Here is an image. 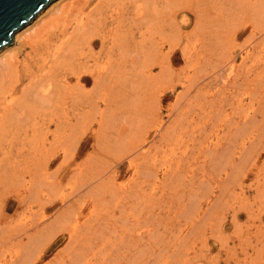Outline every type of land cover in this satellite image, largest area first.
<instances>
[{
	"label": "bare ground",
	"instance_id": "obj_1",
	"mask_svg": "<svg viewBox=\"0 0 264 264\" xmlns=\"http://www.w3.org/2000/svg\"><path fill=\"white\" fill-rule=\"evenodd\" d=\"M249 1L247 0V2H249ZM254 1H256V0H253V3H254ZM233 2H235V1L233 0ZM256 3H261L259 5L264 6V0H258V2H256ZM240 5L242 6V4H240ZM244 5H246V4H244ZM250 5H251V3L249 4V6ZM255 5L256 4L254 3L253 6H255ZM225 7H226L225 0H50L45 6H43L36 13V15L31 20H29L20 29H18L17 31H15L12 34V39L10 40V42L7 43L6 45H4L0 49V203L3 202V199H4L3 197H7V196L11 197V196L16 195L19 192V190H18L19 187H22L21 190H24V192H26V191H27V193L29 192L31 196H32V194L34 195L36 193V196H34L35 198L39 195L40 191L47 189V188L50 190L52 189V192H53L54 188H55L54 189L55 192L63 189L62 190L63 192L62 193H60L61 191L59 192L60 197L58 200H54V198H53L54 196H52L53 200H52V198L50 199L48 197L49 201L46 200L47 201L46 204L43 203V205L45 207H47L48 210H50V211L55 210L54 215H56V216L54 217L53 221H51L50 223L47 222L45 224H43L42 222L36 223L33 226L30 223L29 226H32V229H37L40 232H36V233L32 232L34 234V235H32V233L29 232L30 229H28L29 228L28 225H27L28 226L27 228H25V225H20V227H19L18 226L19 223H16L17 221L15 222L17 227H16V225H13V226H15L16 231H13L12 233L15 232V235L17 234L16 237L21 239L20 245H22V240H23V242H25L26 240L24 241V238H27V242H25L26 245L24 244L25 248H23L24 246H22V248L20 249L21 251H22V249H25V250L22 253L21 252L19 253V250H18V252L17 253L15 252V255L13 254V256H11L9 259H5L2 262L0 260V264H38L40 261L43 260L45 252L50 247L52 242L56 240L57 234L62 233V232L69 234L70 245L68 248L65 246L67 249H66V251L64 249L65 252L63 255H61V253H59L55 256V259L57 261H59L58 264H128L126 262L127 258H129V260H131L132 263L136 262L133 264H138L137 262L142 263V264H149V261H147V258L149 259V257L153 256V255L158 256L160 251L165 253L164 254L161 252L164 256H166V257L169 256V258H170V253L173 254L175 251L174 249L176 248V247L173 248V246L176 245L175 241L180 239L179 238L180 235H177V234H176V236L174 235V233H176L175 232V225L172 224V222L169 225L167 223V220H162V224H163V221L165 222V224H163L164 228L162 230L160 229L161 221L159 219L154 221L153 220L154 217L151 219V215H154L155 209L150 210V214L147 215L146 217H144L143 220H141L142 221L141 223H140V221H138L140 219H137L133 223V221L130 222L131 219L129 221L127 218L126 219L122 218L123 223L120 224L119 223L120 218L117 219L118 218L117 217L116 218L117 220H116L115 215L111 214V212H113L115 209L111 211V209H112V207L110 205L111 200L108 198L107 199L108 201H107L106 197H105V194L107 192L106 193L103 192L104 194L99 192L100 194H98L97 189L95 192V188H94L95 186H92L90 188V191H89L90 194H89V192L87 193L89 196L88 199L85 198L86 194L85 195L82 194L78 197H75V199L71 198L69 196L71 194H67L68 191L65 189V186H63L61 184L64 177H59L58 174L64 165L70 164L68 161L70 160V158H72V157L74 158V156H73L74 153L83 154L86 150L88 151V149L90 147L94 148L92 150L93 153H95V152L97 153L98 151L102 150L103 148L104 149L108 148V150L110 149L109 147H106V146L103 147V143H105L104 139L106 137L104 138L102 136L103 132L101 130L102 129L101 127H102L103 123L110 124V122H111V124H112L113 120H115L113 118V114H112L113 113L112 107L115 104V102H117V101L119 102L120 100H117V98L115 97L116 95L114 93H116V94H117V92L127 93L126 92V76L127 75L129 76L131 74V73L128 74L129 71H139V72H144V73H147V72L151 73L157 67H161V71H160L161 73L158 76L159 77L161 76L160 77L161 80H162L163 74L166 76L165 78L167 79V82L165 81L164 84H166V85L163 86V88L166 90L175 88V85L173 84L174 78L178 79V78L184 77V79L189 80V78H191L190 69L193 68L192 65L195 63L193 61V59L197 58L196 61L197 60L200 61V59H198L200 56L198 57L197 55L193 54V52H192L193 50L190 51V50H188V46H185L183 48V54H184V56H185L184 58L186 60L181 62V65H180L181 70L176 72L173 68V65H174V63L177 64L179 62V60L177 59L178 55L176 53L177 49H178V44L184 40L189 41L190 38L192 37L191 33H192V30L194 28L197 29L198 27H200V29H201V27H203L205 30L206 26L210 25V24L206 25L208 22V19H209L210 11H215V12H219L220 10L223 11L225 9ZM256 8L257 7L253 8V9H255V11L257 12V9L259 7L257 9ZM260 8L264 9V7H261V6H260ZM210 18H211V16H210ZM212 18L214 19V16ZM215 24H217V23H215ZM220 25H218V26H220ZM239 26L240 25H236V26L234 25L233 26L234 29H232L231 31H229V29H228L227 35L230 36V34L232 33V36H234V38L236 40V38L242 34L241 30H244L243 29L244 27L239 28ZM254 26H256V25H254ZM236 27H238V28H236ZM208 28H209V26H208ZM214 28L216 29L217 27H214ZM210 30L213 31L212 29H210ZM219 30H221V29H219ZM214 32H212V33H214ZM217 33L216 34L214 33V34L218 36ZM221 33H223V32H221ZM205 36L206 35H204L203 37H205ZM224 37H221V38H224ZM214 38H216V37H214ZM213 40H215V39H213ZM204 41H203V43H204ZM214 42H216V40ZM222 42H224V40ZM15 43H18L17 49L14 48V50H10V52L8 53L7 51L10 49V45H13ZM212 43H213V41L211 40V44ZM204 44H202V45H204ZM207 44H210V43L208 42ZM217 44H219V43L217 42ZM217 44H216V49H218ZM234 45H236V44H234ZM208 46H210V45H208ZM194 48H196V47H194ZM202 48L204 49L203 46H202ZM230 48H231V45H230L229 49ZM236 48H235V50H236ZM26 49H28L27 52H26ZM198 49H201V46ZM206 49H207V47H206ZM208 49H210V48H208ZM216 49H214V50H216ZM210 50L213 51L212 48ZM194 51H196V49ZM219 51L221 52V50H219ZM6 52H7V54H6ZM21 52L22 53L26 52V54L24 55V57L22 59H20ZM218 52H216V53L219 54ZM211 53H213V52H211ZM233 53H231V54H233ZM243 53H244V51H243ZM200 54L202 55V52ZM236 54L237 53H235V55ZM213 56L215 58L219 57V56L216 57L215 55H213ZM232 56H234V54ZM203 59L205 60V58H203ZM245 59H247V58H245ZM207 60H206V62H207ZM192 61H193V64L190 63ZM208 61H210V60H208ZM213 61H215V60H212L210 62H213ZM259 61H261V60H259ZM197 63H198V61H197ZM215 63H213V64H215ZM220 63H221V61H220ZM200 65H201V63H200ZM215 65H214V67H215ZM225 65L226 64H224V66ZM210 66H212V65H210ZM216 66H217V68H219L218 71H222L225 68V67L222 68V65L219 67H218V65H216ZM214 67H212V68L214 69ZM195 68H196V66H195ZM199 68H201V67H199ZM199 68H196V69H199ZM203 68L204 67H202V69ZM206 69H203V70H205V71H203V74H204V72H206L205 74H207ZM233 69H234V66L232 65V63H229L226 70H224V72H223L224 74L228 73V76L225 77L228 80V82L230 80V75L232 74ZM127 70H128V72H126ZM246 72H248V71H246ZM229 73H231V74H229ZM213 74H214V72H213ZM240 74H239V77H240ZM216 75H217V73H216ZM218 75H220V74H218ZM149 76H151V75H149ZM158 76L156 75V77H153L152 79H156V81H157ZM185 76H186V78H185ZM207 76H208V74H207ZM251 76L249 78H251ZM202 77H204V76H202ZM194 78H193V80H194ZM135 79H136V77H135ZM152 79H151V81H152ZM202 79L205 80V78H202ZM215 79L217 80V77H215ZM252 79H254L253 76H252ZM190 80H189L190 85L188 86V89L186 90L187 94H191L190 92L192 90V87H193L194 83L197 81V79L195 78L196 81L195 82L191 81L193 83L192 84L190 82ZM209 80H212V79H209ZM234 80L236 81L237 78L235 79V77H234ZM246 80H248V79H246ZM199 81H200V79H199ZM242 81H245V80L243 79ZM153 82H155V81H153ZM157 82H155V83H157ZM198 83H201V82H198ZM236 83H237V81H236ZM248 83H249V81H248ZM253 83H255V81H253ZM158 84H159V82L157 83V85ZM222 84H224V83L222 82ZM250 84L251 83H249V85ZM151 85H153V84L151 83ZM187 85H186V87H187ZM249 85H247V86L249 87ZM214 87H215V85H214ZM252 87H253V85H252ZM144 88L145 89L147 88V90H148L149 87H144ZM254 88L255 87H253V90H254ZM160 90H161L160 87H158L157 91H160ZM209 91H210V89H209ZM252 91L248 92V94L253 98L254 91L253 92ZM206 92H207V90H206ZM119 94L118 95L121 96L122 93H119ZM123 94H122V96H123ZM155 94H153V96ZM179 94H181V93H179ZM160 95H161V93H160ZM160 95L159 96L157 95L156 97L154 96V99H152L150 102V105L152 106V108L150 106H148L149 111L146 112V114L144 113L145 114L144 117L147 116V113L149 115H151L149 117H153L152 113L155 114L152 119H147L149 121L146 120V125H150L149 129H151L153 132H155V137L157 135H159V140H162V139L163 140L166 139L165 141L169 140V142L167 143V145H169L168 149L172 150L171 151V155H172L171 158L169 160L166 159L167 163L166 162L163 163V164L166 163V165H165L166 177L162 181H160L161 179L159 180L160 183H162L161 185L159 183V185H160L159 190L161 189L162 193H159V194H161L159 197L158 196H155V197L159 198V200L164 199L165 197H167V194H169L168 191H173V192H170V193H172V195L178 193V196L180 195L179 193L181 192L182 195L180 197H183L182 200H184L185 196H190L191 198H193L194 201L196 200L197 202H194V201L192 202V200H191L189 205L188 204L184 205L183 202L182 203L179 202L180 206H178V207H180V209L183 208V210L185 208L187 213H186V211L184 212L183 210H182V212L186 213L189 217H190L189 213L190 214L192 213V218L191 217L190 218H191V220L194 221L193 216L195 217L197 215V216H200L201 218H203L204 211L199 207V203L201 202L199 200V197L206 198V201H208V203H210V204H211V201L213 200L211 198V195L213 193L212 190L214 188H211V187H213L214 179L212 177H209V175L206 173L205 167H207V166L210 167V169L215 171V173L217 171L218 172L224 171L227 176L230 175L227 172L228 168H231V169L233 167H235L233 169L237 168L236 165L238 164L240 157L243 155L240 154L239 156H236V150H234L233 148H238V146H239L238 145L239 143H237V141L239 140L240 136L243 137L241 135L242 128H240L238 131V133L240 135L239 137H237L238 140L236 141L235 140L236 137L234 138L232 136L233 140L230 139V143H228L226 146H222V144L218 143V144H216V146L218 148H216V149L211 148V150H209L207 147H205L206 144H208L207 142H206V144H204V141L202 143H200L202 145V147H201L202 149L200 148L201 149L200 152L209 154V156L207 159H205V161H203L202 164H200V166H198V168L201 169L200 171L202 172V174H199V172H194L192 170L196 169V168H193V167L191 169H189V168L191 167V164L196 163V165H197V162H199L197 160L200 159V156L202 153L199 154L200 156H195V153H191L192 154L191 156H194V157H192L193 159L191 161L189 160L188 148L190 145L189 144L190 139L188 138L189 135L187 136L186 134L190 133V130H189L190 125L193 122L190 120L186 121L187 118L186 119H183V118L174 119L173 118L172 121L168 125L164 126L163 119H158L156 116V113L154 111L157 108L153 109L154 102H155V105H158L160 107H161V105H163L162 104V98ZM148 96L149 95H147V97ZM180 96L182 97L183 95L181 94ZM124 97L126 98L127 96H124ZM132 97H133V95L131 96V98ZM208 97H209V95H208ZM135 98L136 97H134V99ZM149 98H152V97L149 96ZM183 98H184V96H183ZM242 99H243V97H242ZM144 100H147V99H144ZM208 100L210 103L211 102L210 99H208ZM208 100L206 102H208ZM125 102H126V100H125ZM192 102H193V100H192ZM203 102H205V101H203ZM212 102H215L214 99ZM228 102H231V101H228ZM143 103H145V102H143ZM199 103H197V104H199ZM175 104H173L172 105L173 107L170 108V116L176 115L175 110H176L177 105H175ZM177 104H178V102H177ZM237 104H238V102H237ZM205 105H207V103ZM212 105H213V103H212ZM214 105H216V104H214ZM230 105H232V104H230ZM239 105H237V107H239ZM216 107L217 106H215V108ZM196 108H197V106H196ZM196 108L194 110H196ZM200 110H203V109L200 108ZM218 110H219V108H218ZM111 111H112V113H111ZM224 115L225 114H223L222 117ZM178 116L180 117L179 113H178ZM215 116H217V114ZM114 117H116V116H114ZM209 117L212 118V116H209ZM110 118H113L112 121L110 120ZM133 118H135V117H133ZM137 118H135V119L131 118L130 119V124H131L130 133L132 134V135L130 134V136H133V133H135L137 131V133H136L137 138L134 137L133 139L131 138L129 140L127 138V135H126V142H125L126 148L125 149H126V152L128 151V153H129V154H127L128 155L127 157H130L132 165H135V170L139 171V169H144V171L142 170V172L140 173L141 179H140V177H138L139 179H137V181L133 180L134 184L133 185L130 184V185H128V187L126 186V190H124V191H128V193L130 194V195L128 194V196L132 200L128 205L130 207L126 206V210L124 208L126 213L127 212L130 213V210L133 211V209L135 208L133 203H135L134 202L135 200L140 202L141 200H138V199L140 198L141 195L145 196L146 194H148L150 192L152 195V196L150 195L152 200L155 198L154 197L155 194H153V192H151V191L147 192V189L150 188L152 186V184L156 183V181H157L156 179L158 178L157 169L155 170V166H157V161H154L155 156L154 155L151 156L150 155L151 153H149V155H148V152H151V150L140 151L141 156L139 155V153H137V151L139 149L145 148V143L147 142L148 134L150 133L149 129L146 130V128H145L146 125L143 122V121H145L144 120L145 118L143 119L142 116L139 117L142 119H137ZM250 118H252V117H250ZM62 119H68V121L70 119H76V120L77 119H80V120L81 119H92L89 121L91 123H89L88 125L86 124V122H87L86 120H85V122H83V124L85 123V125H87V127H85L88 130L86 137L81 139L83 136L82 135L81 138H79L80 141L79 140L76 141V139L78 137L75 138L74 135L72 136V138H74L73 140L76 141V143H75V141L70 142L73 144L75 143L73 152L71 151V148H73V147H70L71 145L68 146L66 143V137L65 136L68 132L64 129L66 127V124H63V123H65V121L63 122ZM104 120L109 121V122L106 123V122H104ZM177 120L180 122V124L182 126V130H181L182 131L181 132L182 137L179 141H175L174 136H173L174 134H172L174 129L179 124L178 123L175 126V123L178 122ZM212 120L214 121V119H212ZM116 121H118V120H116ZM243 121H244V119H243ZM252 121L255 122V118ZM92 122H96L100 128H97V129L89 128V127H91ZM124 122H123V124H124ZM207 122H208V120H207ZM235 122L236 121H234L233 123L235 124ZM254 122H252V123H254ZM223 123L224 122H222V124ZM252 123L250 122V126ZM53 124L55 126V129L52 130L53 131L52 132L50 129H51V126H53ZM111 124H110V127L113 126ZM218 125H216V126H218ZM229 125L231 126V123H229ZM82 127H84V125ZM103 127L106 128L107 126L105 125ZM247 127H248V122H247ZM247 127H245V128L247 129ZM115 128H117L116 125H115ZM118 129H120V128H118ZM141 129L143 131L142 133H141ZM64 130L67 132L66 134L63 132ZM83 130H82V132H83ZM231 130H233V128ZM109 131H110V129H109ZM115 131L117 132L118 130L116 129ZM122 131L123 130H121V132H120V136H121ZM82 132L80 134H82ZM219 132H220V130H219ZM233 132L235 133V131H233ZM84 133H86V132H84ZM140 133H141V135H140ZM51 134H52V140H50ZM94 135H95V137L97 136V139L94 138ZM194 136H195V133H194L193 137ZM216 136H217V134H216ZM245 137H247V136H245ZM249 137H250V135H249ZM107 138H109V137H107ZM117 138L119 139V137H117ZM209 138H210V136H209ZM109 139H111V138H109ZM114 139L117 142L115 137H114ZM191 139H193V138H191ZM242 140H244V137ZM121 141H122V139L120 140V142ZM191 141H193V140H191ZM116 142H115V144H117ZM111 143H112V140H111ZM211 143H213V142H211ZM242 143L244 144L245 142L242 141L241 144ZM200 144H199V147H200ZM214 144L215 143H213V145ZM211 146H212V144H211ZM75 148H76V152L74 151ZM119 148H121V147H119ZM104 149H103V151H104ZM178 149H179V151L176 152V154H175L173 150L176 151ZM159 150H161V149H159ZM227 150H228V152H226ZM61 151H63L65 153V156L62 158V160H59L58 167L56 168V170L52 173L49 172V167L51 166V164H53V161H55L54 156L56 155L57 157H59L58 154ZM110 151H111V149H110ZM118 151H119V149H118ZM89 152H91V151H88L87 153H89ZM191 152H193V151H191ZM250 153H253L252 149L250 150ZM95 154L90 155L89 157L90 158L92 156L94 157ZM139 158H140V161H137ZM249 158H248V160H250ZM91 159L93 160V158H91ZM162 159H163V157H162ZM225 160H227V163H225V165H224L223 163ZM248 160L246 159V161H248ZM97 162L98 161L96 160V163ZM102 162L103 161H101V163ZM189 162H191V163H189ZM85 163L86 162H84V166H85ZM77 164L80 165L79 163H77ZM222 164L224 166H222ZM240 164L241 163L239 161L238 166H240ZM113 165H115V164H113ZM160 165H161V163H160ZM94 167H96V166H94ZM201 167H203V168H201ZM135 170H134V172H135ZM213 171H211V172H213ZM83 172H80V175H81V173H83L82 175H84L83 177H85V183L84 184H87V186L91 185L93 182V179L95 178L94 174L89 176V175H87L89 173L85 174L86 171H83ZM91 172L92 171L90 170V173ZM109 172H110V169H109ZM231 172L234 175V171H231ZM97 173L100 174V170H98ZM142 173L144 175L143 177H142ZM137 174H139V173H137ZM220 174L222 175V173H220ZM80 175H79V173H78V175L76 174V176H75L76 179H77V176H80ZM87 176H89V177H87ZM112 177H113V175H112ZM229 177H228V179L225 178L224 181H220L219 187L221 186V184L223 185L225 183V181L229 180ZM73 178L74 177H72V180H73ZM69 179H71V178H69ZM113 179H111V180H113ZM78 180L79 179L76 180L77 181L76 184L79 183ZM220 180H222V179H220ZM95 181H94V183H95ZM106 181H105L106 183L109 182V180H107V179H106ZM217 181L218 180H216L215 182H217ZM69 182H71V181H69ZM100 182H99V184H100ZM168 182H170V183L168 184ZM236 182H238V181H236ZM80 183H82V182H80ZM111 183H112V181H111ZM68 184H70V183H68ZM95 184L98 185V183H95ZM227 184H229V183H227ZM65 185H67V184L65 183ZM108 185H111V184H108ZM176 185H177V188H176ZM224 185H223V188H224ZM102 186H104V185H102ZM166 186L169 187L168 190L166 188H164ZM240 186H241V184H240ZM82 187H84L83 183H82ZM225 187H226L225 190L223 188L222 189L225 192H227L229 190V189H227L228 186H225ZM75 188H77V186ZM109 188L111 189V187H109ZM153 188L154 187H151V189H153ZM258 188H259V186L257 187V189ZM64 190L67 191L66 195L64 193ZM72 191L74 192V190H72ZM263 191H264V189H263ZM55 192H53V193H55ZM81 192H82V190H81ZM81 192H80V194H81ZM108 192L109 193H107V194H110V192L112 193L111 190H108ZM75 193H77V191ZM261 193H262V191H261ZM49 194H51V193L49 192ZM225 194L231 195L229 191H228V193H225ZM42 196H44V195H42ZM58 196L59 195L57 193L56 197L58 198ZM232 196H234V195H232ZM27 197H25V199ZM120 197L122 198V196H120ZM180 197H177V198H180ZM38 198H41V197H38ZM43 198H45V197H43ZM104 198H105V201L103 200ZM32 199H34V198H32ZM98 199L106 202L105 205H104V202L97 201ZM145 199H147L146 196H145ZM234 199H235V197H234ZM109 200H110V203H109ZM143 200H144V197H143ZM148 200H149V198H148ZM148 200H146V201H148ZM159 200L156 199V201H159ZM182 200H179V201H182ZM23 201L26 202L27 200L25 201L24 199H22V202ZM31 201H33V200H31ZM34 201H35V199H34ZM39 201L40 200H38V203L41 202V201L40 202ZM91 202H93L94 204L92 205ZM142 202H144V201H142ZM186 202H184V203H186ZM26 203H27V207L29 210V208L31 206H30V204H28V202H26ZM154 203H155V200H154ZM171 203H172V201H171ZM193 203H198V204L193 205ZM40 205H41V203H40ZM112 205H113V200H112ZM163 205H164V208H162V210H160V211H164V213L167 212L166 213L167 215H165V216H168L170 213V210H174V208H175L172 204H170V205L168 204V206H165V204H163ZM95 206H97V207H95ZM118 206H120V205H118ZM121 206H120L121 207V213L123 214V213H125V211H123V209H122L124 207V205H121ZM153 206H154V204H153ZM185 206H188L190 211H188V209H186ZM260 206H261V204H260ZM178 207H177V209H178ZM90 208H92V210ZM113 208H114V206H113ZM115 208H116V206H115ZM131 208H133V209H131ZM180 209H179V212H180ZM97 210H98V212H97L98 214L96 215L94 212H96ZM99 210H101V211L99 212ZM261 210L259 213L264 212L263 211L264 209L262 211ZM0 211H1V209H0ZM43 211L44 210H42L41 213ZM88 211H89V213H91V215H88L89 218L82 220L81 218H83V215L85 213H88ZM134 211L137 212V210H134ZM52 212H54V211H52ZM176 212H178V211H176ZM41 213H39V214L35 213L36 217H37V215H38V217L42 216V215H40ZM93 213H94V217H93ZM211 213H212V210H211ZM236 213H237V211H236ZM138 214L139 213H137V216L139 217L141 214L140 215H138ZM22 215H24V214H22ZM176 215H178V214H176ZM179 215H181V214H179ZM187 215L182 214L181 216H183L185 218V217H187ZM251 215H253V214H251ZM258 215H259V217L261 216L260 214H258ZM45 216H46V214H45ZM45 216H43V217H45ZM134 216H135V214H134ZM214 216L216 217V214ZM24 217H25V215H24ZM36 217H34V219ZM189 217L186 218L188 221L190 220ZM31 218H33V217H31ZM130 218H131V216H130ZM45 219H47V218L46 217L43 218V220H45ZM208 219H209V217H208ZM21 220H22V218H21ZM41 220H42V217H41V219L36 220V222L41 221ZM73 220H75L76 222L74 224H71L72 222H74ZM124 220L129 221L128 224ZM173 220H175V219H173ZM197 220H198V217H197ZM205 221H207V219ZM30 222H33V221H30ZM34 222H35V220H34ZM198 222H200V220H198ZM198 222H196V223H198ZM22 223L24 224L23 220H22ZM26 223H29V222H25V224ZM196 223L194 221L192 224H190V226L193 227L194 226L193 224L196 225ZM5 224L7 226H9V223H4V225ZM126 224H127V226H126ZM235 225H236V223H235ZM5 226H4V228L2 226H0V241H1V243H3L4 240L6 241L7 240L6 238L9 239L10 234H11L10 232L12 231L11 228H13L10 226L7 227V228H9L8 232H9V230H11L8 233L5 231V230H7V229H5ZM52 226H57V227L61 226V227L58 228V231L57 230L53 231L54 229H57V227L52 230V229H50V227H52ZM179 226H181V225H179ZM142 227H144L143 228L144 231H142V232L140 231L141 233L136 232V228L142 229ZM185 227H187V226H185ZM202 227H199V228H202ZM194 228H196V227H193L192 229H194ZM237 228H238V226H237ZM197 229H198V224H197ZM181 230L182 229H180V232L182 234L184 231H181ZM196 230H195V233H198L199 231L196 232ZM2 231L3 232L5 231L6 233L4 232L3 233L4 235H3ZM158 231H159V233H158ZM160 231H162L161 234H160ZM236 231H234V232H236ZM257 232L260 233L261 231H257ZM188 233L191 234V232H188ZM5 234H6V236H5ZM24 234H25V236H24ZM7 235H9V237ZM183 235H185V234H183ZM199 235H201V234H198L197 236H199ZM11 236H12V234H11ZM187 236L190 237V235H187ZM10 238L13 239L12 237H10ZM183 238H185V237L183 236ZM2 239H4V240H2ZM20 239H17V242H19ZM187 239H189V238H187ZM239 239H240V237H239ZM185 240H186V238H185ZM8 241L9 240H7L6 242H8ZM180 242L183 243L182 240ZM1 243H0V245H1ZM182 243H181V246L183 247ZM188 243H190V242H188ZM188 243H183V244L187 245ZM140 246L143 248L142 249L143 255H145V258L143 257V260L140 259L141 258L140 256H135L136 252L138 251L136 249H139ZM178 246H180V245H178ZM181 246H180V248L177 247V249H180V250L183 249L184 250V247L182 248ZM70 248H71V250H70ZM3 249H4V247L2 248V250ZM7 249H8V247H7ZM8 250L10 251V249H8ZM8 250L6 251V249H5L4 251L8 252ZM262 250L264 251V249H262ZM4 251H2V252H4ZM146 251H148V254H150L149 256H148V254H145ZM2 252H0V254H1L0 258L6 257L5 256L6 252L3 253L4 255L2 254ZM258 254H260V253L258 252ZM180 255H182V254H180ZM160 256H161V254H160ZM158 257H156V259H155L156 261H152L153 264H155V263L156 264H162V261H159V259H158L159 263L157 262ZM130 258H132V259H130ZM180 259L182 260V258H180ZM127 261H128V259H127ZM163 261H164V263L166 262L165 260H163ZM168 261H169V259H168ZM168 261L166 263H168ZM174 261H176V259ZM170 263L172 264L171 261H170ZM48 264H53V263L48 262ZM175 264H176V262H175ZM181 264H182V262H181Z\"/></svg>",
	"mask_w": 264,
	"mask_h": 264
},
{
	"label": "rangeland",
	"instance_id": "obj_2",
	"mask_svg": "<svg viewBox=\"0 0 264 264\" xmlns=\"http://www.w3.org/2000/svg\"><path fill=\"white\" fill-rule=\"evenodd\" d=\"M234 1L235 2H233V0H225L226 7H225V9L223 11L222 10H220L219 12L210 11L209 19H208V22L206 24V25L210 24V25H208L209 28H208V26H206L205 30H204L203 27H201V29H200V27H198L197 29L194 28L193 29L194 31L192 30V33H191L192 37L190 38V40L189 41L188 40H184V41H182L181 43L178 44V49H177L176 53L178 55L177 59L179 60V62L177 64L174 63V65H173V68H174V70L176 72L181 70V67H180L181 62L186 60L184 58L185 56L183 54V48L185 46H188V50H190V51L193 50L192 51L193 54L197 55L198 57L200 56L198 58V59H200V61L197 60L199 64L196 61L197 58L193 59V61L195 62L194 64H193V61L190 62L191 64H193L192 65L193 66V68H192L193 70L189 68L190 69V74H191V78H189V80L191 79L190 82L191 81L195 82L196 81L195 78L197 79V81L194 83V85L192 87V90L190 92L191 94H187L186 93V90L188 89V86L190 84H189V80L184 79V77L183 78H178V79L174 78L173 84L175 85V88L169 89V90L164 89L163 86L166 85V84H164V82L165 81L167 82V79L165 78L166 76L164 74H163V77H162L163 81L160 78L161 76L160 77L158 76L161 73L160 72L161 71V67H157L151 73H148V72L144 73V72H139V71H129L128 74H130V73L131 74L129 76L126 74L128 76V77L126 76V92L127 93H125V92H117V94L114 93L116 95L115 97L117 98V100H120L119 102L118 101L115 102V104L113 105V107H112L113 113L111 111V113L113 114V118L115 120H113L114 123L112 122V124H111V122H110V124L113 125L114 127L113 126L110 127V124H105V123H103L102 127H101L102 128L101 129L102 132L103 133L105 132L104 134L101 132L102 136L104 138L106 137L104 139L105 143H103V147H105V146L109 147L111 149V151H110V149L108 150V148H105L106 150L103 148L104 151L102 149V150L98 151L97 153L95 152L96 153L95 154L92 151L94 148L90 147L88 149V151H91V152H89L90 154L87 153L88 152L87 150L83 154L74 153V155H73L74 158L72 157L68 161L70 164L68 163L69 165H64L62 167L61 171L58 174L59 177H64L61 184L63 186H65V189L68 191V193H67V191L64 190L65 195H66V193L67 194H71L69 196L71 198H74V199H75V197H78V196H80L82 194H84V195L86 194L85 198L88 199L89 196H88L87 193L90 191V188L92 186H95L94 187L95 188V192H96V189H97V193L98 194H100L99 192H101V193H103V192L104 193H106V192L109 193L108 190H111L112 193L111 192H110V194L106 193L105 197H106V200L108 198L111 200V204H110L111 207H112L111 211L114 210V209L116 210V211L114 210L113 212H111V214L115 215V219L117 217H118L117 219H119V218L121 219V220L119 219V223L120 224L123 223L122 218L123 219L127 218L129 221L131 219L130 222L133 221V223L137 219H140L138 221H140V223H141L142 222L141 220H143L144 217L149 215L150 214V210H152V209L153 210L155 209L156 211L154 210V215H151V219L154 217L153 218L154 221L158 220V219L161 221V225H160V229L161 230L164 228L163 224H165L164 221H163V224H162V220H167V223L169 225L172 222V224L175 225V232L176 233H174V235L175 236H176V234L180 235V237H179L180 239L176 240L175 241L176 245L174 244L175 246H173V248L176 247L174 249L175 250L174 251L175 254L173 253L174 254L173 255L172 253H170V258H169V256H167L168 257L167 258L166 256H164L162 254L164 252L160 251V253L158 255L159 257L156 256V255H153V256L149 257V259L151 258L152 260L151 259L149 260L147 258V261H149V264H151V263L153 264L152 261H156L155 260L156 257H158L157 258V262L159 263V261H162V264H171L170 261L172 262V264L173 263L175 264V262H176V264H181V262H182V264H191V263L192 264H264V253H263L264 251L262 250V249H264V212L259 213L261 209L262 210L264 209V191H263V189H264V125H263L264 124V29H263L264 28V9L260 8V6L261 7H264V6L263 5H259L261 3H256V2H258V0L254 1V3L256 4L255 6H253L254 5L253 0L252 1L248 0L251 3L252 6L251 5L249 6L250 3L247 2V0H244V1L243 0H234ZM240 4H242V6ZM244 4H246V5H244ZM255 7H257V8L259 7L258 9L260 11L256 8L257 9V12H256L255 9H253ZM210 16H211V18H210ZM213 16H214V19L212 18ZM215 23H217V24H215ZM218 25H220V26H218ZM234 25L235 26L236 25H240L239 28L244 27L243 28L244 30H241L242 34L239 37H237L236 40H235L234 36H232L231 32H230L231 33L230 34L231 37L227 35V32H228L227 30L229 29V31H231L232 29H234L233 28ZM254 25H256V26H254ZM214 27H217L218 29L217 28L215 29ZM236 28H238V27H236ZM210 29H212L213 31H211ZM219 29H221V30H219ZM220 31L223 32V33H221ZM212 32H214L215 34L217 33L218 36L215 35ZM204 35H206V36L203 37ZM212 35L213 36L215 35L214 37H216V38H214ZM221 37H224V38H221ZM213 39H215L216 42H214L215 40H213ZM222 39L224 40V42H222L223 41ZM211 40L213 41L212 44H211ZM203 41H204L205 44L203 43ZM207 41L210 44H207L208 43ZM217 42L219 44H217ZM202 44H204L205 46L202 45ZM216 44L218 45V47H217L218 49H216ZM234 44H236V45H234ZM208 45H210V46H208ZM230 45H231V48L229 49ZM17 46H18V43L10 45V49L7 52L9 53L10 50H14V48L17 49ZM200 46H201V49H198V48H200ZM202 46L204 47V49L202 48ZM194 47H196V48H194ZM206 47H207V49H206ZM208 48H210V49L212 48L213 51H211ZM235 48H236V50H235ZM195 49H196V51H194ZM214 49H216V50H214ZM219 50H221V52ZM27 51H28V49H26V52ZM243 51H244V53H243ZM7 52H6V54H7ZM26 52H24V53L21 52L20 59H22L24 57ZM199 52L200 53L202 52V55ZM211 52H213V53L215 52V53L213 54ZM216 52H218L219 54H217ZM231 53H233L234 56H232L233 54H231ZM235 53H237V54L235 55ZM213 55H215L216 57L217 56H219V57L215 58ZM203 58H205V60ZM245 58H247V59H245ZM207 59L210 60V61H212V60H215V61L210 62ZM258 59L261 60V61H259ZM206 60H207V62H206ZM220 61H221V63H220ZM200 63H201V65H200ZM213 63L218 65V67L222 65V68L223 67H225V68L222 71H218L219 68H217V66L215 64H213ZM229 63H232V65L234 66V69L232 71V74L229 73L231 75H230V80L228 82V80L225 78V77L228 76V73H226L227 74L226 75L223 72H224V70H226V68L229 65ZM224 64H226V65L224 66ZM210 65H212V66H210ZM214 65H215V67H214ZM195 66H196V68H199V67H201V68L196 69ZM202 67H204L203 69L207 68L206 71H207L208 76H207V74H205L206 72H204L205 75L203 74V71H205V70H203ZM212 67H214V69ZM246 71H248V72H246ZM126 72H128V70ZM213 72H214V74H213ZM216 73H217V75H216ZM218 74H220V75H218ZM239 74H240V77H239ZM149 75H151V76H149ZM156 75L158 76V78H157V81L159 82L158 85H157L158 82L156 81V79H152L153 77H156ZM251 75L253 76L254 79H252ZM202 76H204V77H202ZM250 76H251V78H249ZM135 77H136V79H135ZM215 77H217V80L215 79ZM234 77H235V79L237 78V80H236L237 83L234 80ZM185 78H186V76H185ZM193 78H194V80H193ZM202 78H205V80L202 79ZM151 79H152V81H151ZM199 79H200V81H199ZM209 79H212V80H209ZM243 79L245 81H242ZM246 79H248V80H246ZM153 81H155L157 83H155ZM248 81H249V83H251L250 85H249ZM253 81H255V83H253ZM198 82H201V83H198ZM222 82L224 84H222ZM151 83L153 85H151ZM186 85H187V87H186ZM214 85H215V87H214ZM247 85H249V87ZM252 85H253V87H255L254 90H253ZM144 87H149L151 90L149 88L147 90V88L145 89ZM158 87H160V89H161L160 91H157ZM209 89H210V91H209ZM206 90H207V92H206ZM252 90L254 91V96H253L254 99L248 94V92H250ZM119 93H122V94L124 93V94H123V96H122V94H121V96H119L120 95ZM160 93H161V95H160ZM179 93H181L184 96V98H183V96L181 97L180 96L181 94H179ZM153 94H155L154 95L155 97L157 95L158 96L160 95L161 98H162V104L163 105H161V107H160L158 105H155V102H154L153 109L157 108L154 111H155L156 116H157L158 119H163L164 126L168 125L172 121L173 118L174 119H181V118L186 119L187 118L186 121L190 120V121L193 122V123L191 122L192 124L190 125V129H189L190 133L186 134L187 136L189 135L188 138L190 139V141H189L190 145H189V148H188V150H189L188 156H189V160L190 161L193 159L192 157H194V156H191L192 155L191 153H195V156H200L199 154L202 153V152H200L201 149H202L201 148L202 145L200 143H202L203 141H204V144H206V142L208 143V144H206L205 147H207L209 150H211V148L212 149L213 148L214 149L218 148L216 146V144H218V143L222 144V146H226L228 143H230V139L233 140L232 139L233 137L234 138L236 137L235 138L236 141L238 140L237 137L240 136L238 131H239L240 128H242V131H241L242 133L241 132L240 133L244 137V140H242L243 137L240 136L239 140L237 141V143H239L238 144L239 145L238 148H233L234 150H236V156H239L240 154L243 155V156H241L242 158L240 157L241 160L239 159V161L241 163L240 166H238L239 161H238V164L236 165V167L238 169L237 168L233 169L235 167L232 168L233 170L231 168H228L227 172L231 175V176L229 175L230 176L229 177V176L226 175V173L224 171L218 172L216 170L217 171L216 172L217 174H216L215 171L210 169V167L207 166V167H205L206 169L204 168L206 170V173L209 175V177H212L214 179L213 187H211V188H214L212 190L213 193L211 195V198L213 200L211 201V204H210V203H208V201H206V198L199 197V200L201 201L200 203L198 202L199 203V207L204 211L205 214L203 213V218H201L200 216H197V215L195 217L193 216L195 223L198 222V220H200V222L196 223V225L193 224L194 225L193 227H196L194 229H192L193 227L190 226V224H192L194 222L193 220H191L192 213L191 214L189 213V215L191 217L190 218L186 214L187 211L185 210V208L183 210V208L180 209V207H178V206H180L179 202H181V203L183 202L184 205H187V204L189 205L191 200H192V202L194 201L193 198H191L190 196H185L186 198L184 197V200H185L184 201V200H182L183 197H180L182 195L181 192L179 193L180 195L178 196V193L174 194V195H172V193H170V192H173V191H168L169 194H167V197H165L164 199L159 200V198L155 197V196L159 197L161 195L159 193H162V190L161 189L159 190L160 185L162 184V183H160V181H162L166 177V167H165V165L167 163L166 159L169 160L171 158V156H172L171 155V151L172 150L168 149L169 145H167V143L169 142V140L168 141H165L166 139L159 140V135H157L155 137V132H153L151 129H149L150 125H146V120L147 119H152L154 117V115H155L154 113H152L153 117H149L151 115H149L147 113V116L144 117L146 112L149 111L148 106H150L152 108V106L150 105V102H151L152 99H154ZM132 95H133V97L131 98ZM147 95H149L152 98H149V96L147 97ZM208 95H209V97H208ZM124 96H127V97L125 98ZM134 97H136L135 98L136 100L134 99ZM242 97H243V99H242ZM144 99H147V100H144ZM208 99H210V101H211L210 103H209ZM213 99H214L215 102H212ZM125 100H126V102H125ZM192 100H193V102H192ZM207 100H208V102H206ZM203 101H205V102H203ZM228 101H231V102H228ZM143 102H145V103H143ZM177 102H178V104H177ZM237 102H238V104H237ZM197 103H199V104H197ZM206 103H207V105H205ZM212 103H213V105H212ZM173 104L177 105L176 110H175L176 115L170 116V108L173 107L172 106ZM214 104H216V105H214ZM230 104H232V105H230ZM237 105H239V107H237ZM196 106H197V108H196ZM215 106H217L216 107L217 109L215 108ZM195 108H196V110H194ZM200 108L203 109V110H200ZM218 108H219V110H218ZM178 113L180 114V117L178 116ZM222 113L225 114L223 117H222V115H223ZM216 114H217V116H215ZM114 116H116V117H114ZM141 116H142L143 119L145 118L144 119L145 121H143V122L146 125L145 126L146 130L149 129L150 133L148 134V140L145 143V148L144 149H139L137 151V153H139V155L141 156V152L140 151L151 150V152H148V155H149V153H151L150 154L151 156L152 155L155 156L154 161H157V166H155V170L157 169L158 178L156 179L157 181L155 180L156 181V183H154L155 185L152 184V186H151V187H154V188L151 189V187H150V188L147 189V192L151 191V192H153V194H155L154 195L155 198L152 200V198L150 197V195H151L150 192L145 195L147 199H145V196L141 195L140 198L138 199V200H141V201L138 202L137 200H135L134 201L135 203H133L135 208L134 209L131 208V209H133V211L137 210V212L136 211L133 212V211L130 210V213H128V212L126 213V211H125L126 210V206L130 207L128 205H129V203L132 200L128 196V194H129L128 191H124V190H126V186L128 187V185H130V184L133 185L134 181L135 180L137 181V179H139L138 177H140V179H141L140 173L142 172V170L144 171V169H139V171L135 170V165H132L131 158L127 157L128 156L127 154H129V153H128V151L126 152V149H125L126 148V143H125L126 142V135H127V138L129 140L131 138L133 139L134 137L137 138V134H136L137 131L135 133H133V136H130V134H131L130 133V127H131L130 119L131 118L135 119L137 117H138L137 119H142V118H139ZM209 116H212V118L209 117ZM133 117H135V118H133ZM250 117H252L253 119L255 118V122L256 123L254 121H252L253 119L250 118ZM113 118H110V120L112 121ZM212 119H214V121ZM232 119L237 122V123L235 122L236 125L233 123L234 121ZM243 119H244V121H243ZM62 120H63V122L65 121V123H63V124H66V127L64 129L68 132L67 133L65 130L63 131L65 134L67 133L66 136H65L66 137V143H67L68 146L71 145L70 147H73V148H71V151L73 152L74 145H75L76 141L79 140V138H81L82 135L83 136H82L81 139L86 137V134H87L88 130L85 127H87V125L89 123H91L89 121L92 120V119H81V120L80 119H77V120L76 119H70L69 121H68V119H62ZM85 120L87 121L86 122L87 125H85V123L83 124V122H85ZM106 120H104V122H106V123L109 122V121H106ZM116 120H118V121H116ZM207 120H208V122H207ZM248 120L251 123L254 122V123L251 124L252 127L250 126V122ZM147 121H149V120H147ZM123 122H124V124H123ZM222 122H224V123L222 124ZM247 122H248V127H247ZM229 123H231V126L229 125ZM92 124H91V127H89V128H91V129L100 128L99 125H97L96 122H92ZM177 124H178V126L172 132V134H174L173 136H174L175 141H179L181 139V137H182V135H181L182 134L181 133L182 132L181 131L182 130V126H181L179 121L175 123V126ZM83 125H84V127H82ZM105 125L107 126L106 128L103 127ZM115 125H116L117 128H115ZM216 125H218V126H216ZM245 127H247V129ZM118 128H120V129H118ZM232 128H233V130H231ZM54 129H55V126L53 124V126H51L50 130L52 131ZM109 129H110V131H109ZM116 129L118 130L117 132L115 131ZM82 130H83V132H82ZM121 130H123V131H122L121 136H120ZM219 130H220V132H219ZM233 131H235V133ZM81 132H82V134H80ZM84 132H86V133H84ZM142 132L143 131L141 129V133ZM141 133H140V135H141ZM194 133H195V136L193 137ZM216 134H217L218 137L216 136ZM73 135L75 136V138L78 137L76 139V141L73 140L74 139V138H72ZM249 135H250V137H249ZM50 136H51L50 140H52V134ZM113 136L116 138L117 142L115 141ZM209 136H210V138H209ZM245 136H247V137H245ZM107 137H109L111 139H109ZM117 137H119L120 140L122 139V141H121L122 143L120 142V140ZM94 138L97 139V136L95 137V135H94ZM191 138H193V139H191ZM111 140H112V143H111ZM191 140H193V141H191ZM73 141H75L74 144L70 143V142H73ZM242 141L245 142V143L241 144ZM115 142L117 144L118 143L119 144L117 145V144H115ZM211 142H213L215 144L213 145V143H211ZM199 144H200V147H199ZM211 144H212V146H211ZM119 147H121V148H119ZM250 148L252 149L253 153H250V150H251ZM118 149H119V151H118ZM159 149H161V150H159ZM228 150L226 152H228ZM74 151L76 152V148H75ZM173 151L176 154V152H178L179 149L176 150V151L175 150H173ZM191 151H193V152H191ZM93 154H95V155H94V157L93 156L91 157V158H93V160H92L89 156L93 155ZM58 155H59V157H57L56 155L54 156L56 162L53 161V164H51V166L49 167V172H51V173L56 170V168L58 167L59 160H62V158L65 156V153L63 151H61V152H59ZM208 156H209V154L202 153L201 156H200V159L197 160V161H199V162H197V165H196V163L191 164V167L189 169H191L192 167L196 168V169H193L192 171L199 172V174H202V172L200 171L201 169H199L198 166H200V164H202L203 161H205V159L208 158ZM162 157H163V159H162ZM248 158L250 160H248ZM246 159L248 161H246ZM96 160L98 161L97 163H96ZM101 161H103V162L101 163ZM137 161H140V158ZM84 162L87 163V164L85 163V166H84ZM164 162H166V163L163 164ZM77 163H79L80 165H78ZM112 163L115 164V165H113ZM160 163H161V165H160ZM189 163H191V162H189ZM225 163H227V160H225L223 164L225 165ZM223 164H222V166H224ZM94 166H96V167H94ZM201 168H203V167H201ZM109 169H110L111 173L109 172ZM90 170L92 171L91 173H90ZM98 170H100V174L97 173ZM134 170H135V172H134ZM83 171H86L85 174L89 173V174H87L89 176L94 174V176H95L94 179L95 180L97 179L96 180L97 182L93 179V182H92L91 185L87 186V184H84L85 183V177H83L84 175H82L84 173ZM211 171H213V172H211ZM231 171H234V175H233V173ZM80 172H83V173H81L82 176L80 175ZM78 173L80 175V176H77V179H79L78 180L79 183L76 184V182H77L76 180L77 179H76L75 176H76V174L78 175ZM137 173H139V174H137ZM220 173H222V175ZM112 175H113V177H112ZM235 175L236 176L238 175V176L236 177ZM89 176H87V177H89ZM143 176L144 175L142 173V177ZM72 177H74L73 180H72ZM228 177H229V180L225 181V183H224L225 185L223 184L224 188H223L222 184H221L222 187L221 186L219 187L220 181H224L225 178L228 179ZM69 178H71V179H69ZM219 178L222 179V180H220ZM106 179L109 180L108 183H106L107 182ZM111 179H113L114 181L111 180ZM216 180H218V181L215 182ZM235 180L238 181V182H236ZM69 181H71V182H69ZM94 181H95V183H98V185H96L94 183ZM111 181H112V183H111ZM67 182L70 183V184H68ZM80 182L83 183L84 187H82V183H80ZM99 182H100V184H99ZM65 183L67 185H65ZM159 183H160V185H159ZM169 183L170 182H168V184ZM227 183H229V184H227ZM108 184H111V185H108ZM240 184H241V186H240ZM73 185L75 187L77 186V188H75ZM102 185H104V186H102ZM225 186H228L227 189H229L228 191L230 192L231 195L225 194V193H228L227 190H226L227 192L224 191L225 188H226ZM258 186H259V188L257 189ZM109 187H111V189ZM21 188L22 187L18 188L19 192L16 195L11 196V197H8V196L7 197H3L4 198L3 202L0 203V209H1V211H0L1 212L0 213L1 214L0 215L1 216L0 217V226H2L4 228V226L6 225V224L4 225V223H9V226L13 227V228H11L12 231L9 230V232L11 231L10 233L12 234V236L10 234V237H12L13 239H11L9 237V235H7L9 237V239L6 238L7 240H9L8 242H6L7 240L5 241L4 239H2V240H4L3 243H1V241H0V243L2 245V246L0 245L1 246L0 247V252L4 251L5 249H6V251L8 249H10V251L8 250V252H6V251L2 252V254L6 252V255H5L6 257L3 256L4 258H0L1 262L3 260H5V259H9L11 256H13V254L15 255V252L17 253L18 250H19V253L20 252L22 253L25 250V249H22V251H21L20 249L22 248V246H24V244L26 245L25 242H27V238H24V241L25 240L26 241L23 242V240H22V245H20L21 239L16 237L17 234L15 235V232L12 233L13 231H16L15 230L16 229L15 226H13V225H16L15 222L17 221L16 223H19V225H18L19 227H20V225H25V228H27L30 225V223H31L32 226L34 224H36V223H41V222L43 224H45L47 222L50 223L51 221L54 220V217L56 216V215H54L55 214V210H51V211L48 210V208L45 207L43 205V203L46 204V202L49 201L48 197L51 199L52 196H54L53 197L54 200H58L59 197H60V193L63 192L62 188H61L62 190H60L61 192L57 189L58 191H56V192L59 195L58 198H57L56 197L57 193L54 190L55 188L53 189V192H55V193L52 192V189L50 190V189L47 188V189H44V190L40 191L39 195L35 198L34 196H36V193L34 195L32 194V196H31L29 192L28 193H27V191L24 192V190H21ZM164 188H166L167 190L169 189V187H167V186L164 187ZM176 188H177V185H176ZM71 189L74 190V192ZM81 190H82V192H81ZM76 191H77V193H75ZM261 191H262V193H261ZM49 192L51 194L52 193L53 194L51 195V194H49ZM80 192H81V194H80ZM89 194H90V192H89ZM42 195H44V196H42ZM232 195H234V196H232ZM120 196H122V198ZM25 197H27L28 199L27 198L25 199ZM38 197H41L42 199L38 198ZM43 197H45L46 199L43 198ZM143 197H144V200H143ZM177 197H180V198H177ZM234 197H235V199H234ZM32 198H34L36 202ZM53 198H52V200H53ZM148 198H149V200L150 199L151 200L149 201ZM22 199H24L25 201L27 200L26 202H28V204H30L31 207L29 208V210H28V207H27V203L24 202V201L22 202ZM37 199L41 201V202L39 201L41 203V205H40V203H38ZM156 199L159 200V201H156ZM31 200H33V201H31ZM103 200L105 201V198ZM103 200H99L98 199L97 201L104 202ZM110 200H109V203H110ZM112 200H113V205H112ZM146 200H148V201H146ZM154 200H155V203H154ZM179 200H182V201H179ZM142 201H144V202H142ZM171 201H172V203H171ZM184 202H186V203H184ZM194 202H197V201L195 200ZM105 203L106 202H104V205H105ZM162 203L165 204V206H168V204L169 205L172 204L175 207V208L173 207L174 210H170V213L168 215L169 217L165 216V215H167L166 214L167 212L164 213V211H160V210H162V208H164V205ZM198 203H193V205L194 204H198ZM91 204L93 205L94 203L91 202ZM117 204L120 205V206L124 205V207L122 209H123V211H125V213H123V214L121 213V207L122 206L120 207ZM153 204H154V206H153ZM260 204H261V206H260ZM113 206H114V208H113ZM115 206H116V208H115ZM95 207H97V206H95ZM177 207H178V209H177ZM185 207H186V209H188V211H190L188 206H185ZM124 208H125V210H124ZM90 209L92 210V208H90ZM179 209H180V212H179ZM40 210L41 211L44 210L43 212L46 214V216H45V214L43 212L41 213ZM182 210L184 212L186 211V213L182 212ZM211 210H212V213H211ZM52 211H54V212H52ZM89 211H88V213H85L83 215V218H81L82 220H85V219L89 218L88 215H91V213H89ZM100 211L101 210H99V212ZM176 211H178L179 213L176 212ZM236 211H237V213H236ZM97 212H98V210L96 212H94V213L97 215L98 214ZM35 213H37V214L41 213L40 215H42V216L38 217V215H37V217H36ZM94 213H93V217H94ZM137 213H139L138 215H140V214L141 215L138 217ZM22 214H24L25 217ZM134 214H135V216H134ZM176 214H178V215L179 214L187 215V217H189L190 220L188 221L186 219L187 217L184 218L183 216H181V215L178 216ZM215 214H216V217L214 216ZM251 214H253V215H251ZM258 214H260L261 216L259 217ZM129 215L131 216V218H130ZM43 216H45L47 219L43 220V218H45ZM31 217H33V218H31ZM34 217H36V218L34 219ZM41 217H42V220L44 222L42 220L36 222V220L41 219ZM197 217H198V220H197ZM208 217H209V219H208ZM21 218H22L24 224L22 223ZM205 218L207 219V221H205L206 220ZM173 219H175V220H173ZM34 220H35V222H34ZM30 221H33V222H30ZM73 221L74 222L71 221L72 222L71 224H74L76 222L75 220H73ZM129 221L126 220L125 222H127V224H128ZM25 222H29V223L25 224ZM235 223H236V225H235ZM127 224H126V226H127ZM197 224H198V229H197ZM179 225H181V226H179ZM9 226H7V225L5 226V229H7V230H5L6 232H8L9 228H7V227H9ZM32 226H29V228H28V229H30L29 232H31V233L32 232L33 233L40 232L37 229H32ZM185 226H187V227H185ZM237 226H238V228H237ZM16 227H17V225H16ZM52 227H50V229L53 230L57 226H52ZM60 227L61 226H58L57 229H54L53 231H55V230L58 231V228H60ZM199 227H202V228H199ZM143 228L144 227H142V229L141 228H139V229L136 228V232L141 233L142 231H144ZM180 229H182L181 231H184L182 234L180 232ZM195 230H196V232L197 231H199V232L195 233ZM200 230L202 232L203 231L204 232L202 233ZM234 231H236V232H234ZM257 231H261V232L258 233ZM4 232L2 231V234ZM188 232H191V234L188 233ZM33 233H32V235H34ZM158 233H159V231H158ZM161 233H162V231H160V234ZM183 234H185L186 236L183 235ZM196 234L197 235L201 234V235L197 236ZM187 235H190V237H188ZM5 236H6V234H5ZM24 236H25V234H24ZM183 236L186 238L187 241L185 240V238H183ZM239 237H240V239H239ZM187 238H189V239H187ZM17 239H20V241L17 242ZM181 240L183 241V243H188V242H190V243H188L189 245L188 244L186 245V244H183L182 242H180ZM181 243H182V245L184 247V250L183 249H181V250L177 249V247L180 248ZM5 245L8 247V249H7V247ZM69 245H70L69 234L68 233H63V232L62 233H58L56 240L52 242L50 247L45 252L43 260L40 261L38 264H48V262L53 263V264H58L59 261H57L55 259V256L57 254H59V253H61V255H63L64 252L66 251V249L69 247ZM178 245H180V246H178ZM3 247H4V249L2 250ZM23 248H25V246ZM64 249H65V251H64ZM142 249L143 248L140 246L139 249H136L138 251L135 254V256H140L141 260H143V257L145 258V255H143ZM70 250H71V248H70ZM258 252L260 254H258ZM145 254H148V251H146ZM160 254H161V256H160ZM180 254H182V255H180ZM149 255L150 254H148V256ZM0 257H1V254H0ZM180 258H182V260ZM127 259H128V261H127ZM127 259H126V262L128 264H131L132 263L131 260H129V258H127ZM130 259H132V258H130ZM158 259H159V261H158ZM168 259H169V261H168ZM175 259H176V261H174ZM163 260H165L166 262L168 261V263H166V262L164 263ZM133 263H136V262H133ZM137 263L138 264H142V263H139V262H137Z\"/></svg>",
	"mask_w": 264,
	"mask_h": 264
},
{
	"label": "water",
	"instance_id": "obj_3",
	"mask_svg": "<svg viewBox=\"0 0 264 264\" xmlns=\"http://www.w3.org/2000/svg\"><path fill=\"white\" fill-rule=\"evenodd\" d=\"M50 0H0V49Z\"/></svg>",
	"mask_w": 264,
	"mask_h": 264
}]
</instances>
